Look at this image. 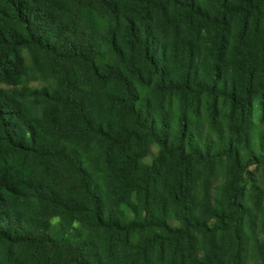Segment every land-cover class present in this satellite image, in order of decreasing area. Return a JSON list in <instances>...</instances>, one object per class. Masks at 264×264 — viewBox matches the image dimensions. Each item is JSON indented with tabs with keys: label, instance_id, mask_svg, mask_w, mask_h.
I'll list each match as a JSON object with an SVG mask.
<instances>
[{
	"label": "trees",
	"instance_id": "16d2710c",
	"mask_svg": "<svg viewBox=\"0 0 264 264\" xmlns=\"http://www.w3.org/2000/svg\"><path fill=\"white\" fill-rule=\"evenodd\" d=\"M257 110L264 0H0V264H247Z\"/></svg>",
	"mask_w": 264,
	"mask_h": 264
},
{
	"label": "rangeland",
	"instance_id": "374dc122",
	"mask_svg": "<svg viewBox=\"0 0 264 264\" xmlns=\"http://www.w3.org/2000/svg\"><path fill=\"white\" fill-rule=\"evenodd\" d=\"M261 111L257 110L255 112V116L252 117V124H242L238 126L236 130L232 133V141L234 146L238 149L241 154H245L247 149L252 148L260 137V141L262 142V146L264 147V132L262 128L261 122ZM255 148V147H254ZM156 153V147L152 146L150 148V156L145 159V162H148L149 158ZM248 169L250 171H254L253 173L259 176L261 174V169L254 170L253 166H249ZM51 225L58 231L60 229V223L58 218H52L50 220ZM256 236L262 240H264V234L260 233L259 228H253L251 235L249 236V241L246 245V249L244 252L245 262L247 264H254L257 260V253L255 250L254 242L252 237Z\"/></svg>",
	"mask_w": 264,
	"mask_h": 264
}]
</instances>
